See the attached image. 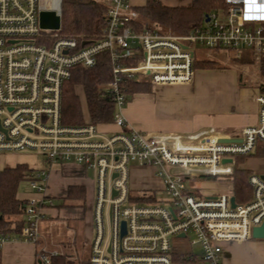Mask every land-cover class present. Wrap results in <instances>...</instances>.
<instances>
[{
	"label": "built area",
	"instance_id": "2783aa9c",
	"mask_svg": "<svg viewBox=\"0 0 264 264\" xmlns=\"http://www.w3.org/2000/svg\"><path fill=\"white\" fill-rule=\"evenodd\" d=\"M103 1L107 19L102 38L79 42L61 37V26H40L42 11H54L62 21V0H0V153L33 151L44 157L46 166L75 164L84 172L95 170L89 264H228V248L254 239V229L264 225L263 176L249 177L251 199L243 204L235 200V207L233 191L207 194L197 182L232 184L237 158L264 145V94L256 98L257 125L229 138L210 132H144L128 122L124 110L132 81L192 84L195 45L248 49L257 61L264 59V0H225L223 8L186 35L141 22L133 0ZM101 54L109 55L112 66L113 79L104 91L115 100L111 124L116 129L106 134L101 124L64 126V83L75 68H93ZM131 164L152 169L170 199L158 200L155 190L134 193ZM29 183L35 196L24 206L23 225L0 233V249L30 243L37 247L36 263L51 264L60 252L41 243V225L56 208L48 194L49 172L34 170Z\"/></svg>",
	"mask_w": 264,
	"mask_h": 264
},
{
	"label": "rangeland",
	"instance_id": "374dc122",
	"mask_svg": "<svg viewBox=\"0 0 264 264\" xmlns=\"http://www.w3.org/2000/svg\"><path fill=\"white\" fill-rule=\"evenodd\" d=\"M160 1L166 6H188L191 2V0ZM145 2L146 0H133V3L137 8L142 7ZM193 47L196 51L197 59L216 61L219 68L199 70L195 72L194 86H192V88L200 91L202 90V92L206 90L208 93L212 92L214 95L222 97L226 96L228 92H233L234 94L243 92L249 101L264 94V72H262L260 65L258 64L260 61H257L248 49L239 51H222L208 50L197 45ZM242 55L246 60H251L253 58L255 62L237 61L236 59H239ZM172 87H177V85L152 86L148 92L137 93L132 97L134 99L137 95H141V97H137L135 100L142 98L145 101L139 106V112L136 114L135 121L138 126H141L143 129L147 128L169 131L178 125L177 119L182 115L180 109L173 103L159 104L160 102L158 101V99H164V96L160 92L158 93V89ZM182 88L185 87L182 85ZM148 95L152 97L150 98L149 103L145 100ZM154 96L156 97L155 100L153 99ZM128 104H130V102H128ZM146 130L141 131L149 132ZM102 131L106 134L110 133L108 130ZM0 155L5 156L8 161L7 163L11 167L18 164H27L32 169H43L49 172L50 170H55L61 166L53 165L50 167L44 165V157L33 151H8L0 153ZM240 168L252 170L256 174L263 175L264 160L255 161L250 158H245L240 164ZM82 177L86 183V186H82L87 187L88 192L86 201L84 203L65 201L64 198L67 195L66 191L61 197L54 199L56 208L52 209L53 212H47V218L49 219L44 221H49L50 227L45 226L43 229L41 228L43 230H41V233L43 232V234H46V238L50 241L45 240L42 244L50 250H58L63 254H69L74 261L78 259H90L91 248L88 245V241L91 243L94 237L93 226L88 230V233L86 226L93 221V204L95 196L94 181L96 180V172L93 169H88ZM129 186L134 190V193H137L140 189L155 190L156 198L158 200L170 199V194L162 190V187L164 186L163 182L155 176L154 171L152 169L139 167L137 164H131L130 166ZM197 186L201 191L216 195L231 192V185L228 181L209 180L208 182H197ZM49 187V189H52L50 185ZM29 192L34 191L31 189L29 181H25L19 188V194L24 196ZM54 195L56 196V193ZM190 238H192V235H190ZM53 241H55V243H53ZM184 243L189 245V240L185 239ZM228 251L230 252L233 264H264V240L252 239L245 243H234L228 248ZM28 252L31 253L32 249H29ZM13 257L15 256H12L11 258ZM22 257L25 258L23 259ZM11 258L9 261H4L3 259V264L33 263L26 254L21 255L20 259L12 260Z\"/></svg>",
	"mask_w": 264,
	"mask_h": 264
},
{
	"label": "trees",
	"instance_id": "16d2710c",
	"mask_svg": "<svg viewBox=\"0 0 264 264\" xmlns=\"http://www.w3.org/2000/svg\"><path fill=\"white\" fill-rule=\"evenodd\" d=\"M225 6V0H191L188 6H166L160 0H146L142 7L137 8L140 20L147 24H157L163 32L175 35H186L193 29L204 24L205 18L213 11ZM107 7L100 0H62V21L60 36L80 41L94 42L102 38L106 27ZM252 57V56H251ZM239 62H255L246 60L243 55ZM264 72V59L258 63ZM195 70L217 69L216 61L196 59ZM113 79L112 66L108 54L98 56L97 64L90 69L77 67L72 71L71 78L63 86L61 122L68 127H81L91 124H111L114 120L115 100L104 91ZM152 87L147 82L132 81L128 85V102L137 93L148 92ZM257 151V152H256ZM255 151L264 157V145ZM245 157L237 158L234 177L232 179L233 195L237 203H246L251 199L252 188L249 177L252 172L240 168ZM33 169L27 164L0 171V233L18 231L23 225L22 216L27 200H21L19 188L31 179ZM85 186L73 185L67 189L65 201L84 203L87 199ZM0 264L2 249H0ZM51 264H89L88 259L72 260L69 254L60 252Z\"/></svg>",
	"mask_w": 264,
	"mask_h": 264
},
{
	"label": "crops",
	"instance_id": "0c3cea01",
	"mask_svg": "<svg viewBox=\"0 0 264 264\" xmlns=\"http://www.w3.org/2000/svg\"><path fill=\"white\" fill-rule=\"evenodd\" d=\"M183 86L185 88H182V85H177V87L162 88L160 90L158 89V93L160 92L164 96V99H158V101L160 102L159 104L173 103L177 108L180 109V112L182 114L180 115V118L177 119L178 125L175 128H172V130L161 131L157 129H143L141 128V126H138L135 121L136 114L139 112V106L142 105L145 101L142 98L138 100L135 99L137 97H141V95H137L130 102V104H128V107L126 106L127 108L124 110V116L126 117L128 122L136 129H147L146 131H149L150 133L158 134L193 135L200 132H210L220 138H229L238 136L246 127L257 125L259 112V105L256 101L257 97L253 98L252 101H249L243 92L235 94L233 92H228L226 96H216L212 92L208 93L206 90L202 92V90L200 91L192 88V86H194V82L191 85ZM150 98L152 97L148 95L147 99H145L147 103L150 102ZM155 98L156 97L154 96L153 99L155 100ZM100 128L102 130L108 131H114L116 129V127L112 124H101ZM245 158H250L255 161L264 160V157H259L256 155V153H253L251 156ZM7 162L8 161L5 156L0 155V171L4 170L5 168H11V166ZM43 163L44 165H46L45 161ZM55 165L61 166H59V168L55 170L49 171V185L52 189H48V194L53 199L61 197L62 194H65L70 186L86 184L84 178L82 177L84 176L85 172L81 166L75 164ZM249 171L254 174V171ZM262 176H264V174ZM230 185L231 191H233V184ZM55 193L57 197L54 195ZM204 193L212 194L209 192ZM19 195L18 197L21 200H28L35 196L33 192H29L24 196ZM51 212H53V210H51ZM49 223V221H44L41 225V228L43 229V227L45 226L50 227ZM92 226V222L86 226L87 233L89 232L88 230L92 228ZM41 234L42 242H44L45 240L49 241L46 238V234H43V232ZM53 243H55V241H53ZM90 244V241H88L89 247ZM29 249H32L31 253L28 252ZM36 250L37 247L30 243H9L2 249V262L3 259L4 261H9L12 256H15L11 258L12 260L20 259L21 255L26 254L33 262L32 264H37L35 259ZM226 256L228 259V264H233L231 261L230 252L228 250ZM22 258L24 259L25 257Z\"/></svg>",
	"mask_w": 264,
	"mask_h": 264
},
{
	"label": "water",
	"instance_id": "95a60500",
	"mask_svg": "<svg viewBox=\"0 0 264 264\" xmlns=\"http://www.w3.org/2000/svg\"><path fill=\"white\" fill-rule=\"evenodd\" d=\"M206 21H209V19L207 18ZM40 26L42 29L59 30L61 26V17L54 11H42L40 13ZM86 43L88 42H84L83 45H85ZM230 141H235V140H227V139L221 140V142H225V143ZM224 162H232V160H225ZM231 203H232V207L236 206L234 197H232ZM125 226H126L125 223H123V233L126 232ZM253 238L256 240H264V225L254 229Z\"/></svg>",
	"mask_w": 264,
	"mask_h": 264
}]
</instances>
